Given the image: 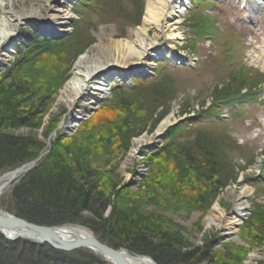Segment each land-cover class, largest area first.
I'll return each instance as SVG.
<instances>
[{
  "label": "trees",
  "instance_id": "trees-1",
  "mask_svg": "<svg viewBox=\"0 0 264 264\" xmlns=\"http://www.w3.org/2000/svg\"><path fill=\"white\" fill-rule=\"evenodd\" d=\"M198 27H194L195 33L200 31ZM78 28L80 32L83 25ZM35 40L26 45L25 56L0 75V175L41 156L13 184L10 198L16 215L47 226L82 224L110 246L150 255L158 264H241L247 254L244 249L229 247L218 253L208 238L204 245H196L194 235L173 219L181 210L206 212L235 179L225 167L232 165L226 162L221 145L225 141L229 146L239 144L195 127L216 109L198 110L194 117L170 128L163 146L149 155L150 175L135 190L136 179L121 182L119 160L129 151L132 138L150 130L154 114L167 106L172 98L165 89L169 85L155 82L146 94L115 86L107 105L116 111L113 116L98 111L73 137L58 136L48 143V152L42 156L48 144L39 138V130L49 137L56 127L55 120H45V116L60 85H50L47 78L65 61L74 62L82 47L57 59L65 48L61 42ZM230 86V93L222 95L229 96L228 103L244 90L238 83ZM144 95L141 106L131 105L133 97ZM22 129L28 133H17ZM253 209L243 239L258 247L264 245V207L254 204ZM83 252L86 250L60 251L28 239L10 241L0 232V264H103Z\"/></svg>",
  "mask_w": 264,
  "mask_h": 264
},
{
  "label": "rangeland",
  "instance_id": "rangeland-1",
  "mask_svg": "<svg viewBox=\"0 0 264 264\" xmlns=\"http://www.w3.org/2000/svg\"><path fill=\"white\" fill-rule=\"evenodd\" d=\"M147 1L75 0L71 4L73 17L68 25L70 32L63 34L59 39H53L65 46L63 52L59 53L61 55H56L57 59L74 54L82 47L81 52L78 51L79 55L74 59L75 62L83 52L95 46L100 42V39L105 37L135 40V32L145 18ZM248 2L253 5L255 0H247L246 3L242 0H190L191 5L185 4L186 11L182 14L179 24H168L163 20L159 33H156L154 29L150 31L151 37L157 39V44L161 46L159 51L153 53L149 62V64L152 62L153 66H147L143 71H131L132 74H129L123 81L115 79L113 81L115 85L108 86L107 91L103 92L102 96L104 97L100 100L98 108L88 107L85 99L78 101L73 108L68 106L66 100H58L61 89L65 82L73 77L74 72V62L65 61L59 66L60 68H54L50 77L47 78L50 85L60 82L54 105L45 116V120L53 118L54 123H57L56 127L49 137H44L41 130L38 135L48 144L58 136L63 139L73 137L77 134L79 127L86 125L89 120L98 116V111L103 110L107 117L113 116L116 111L111 108L107 109V105L113 97L112 92L115 86H120L123 90L128 91L132 89L133 93L138 90L146 94L155 82L162 86L169 85L165 89L172 94V98L168 101L167 106L163 107L164 104L154 114L156 120L152 126H149L150 130L146 129L142 134L132 138L129 151L119 160L117 172L121 182L127 183L136 179L137 183L132 187L135 190L143 182L142 180L150 175L149 155L163 146L167 139V131L176 124L185 121L186 118L193 117L198 110H207L212 106V109H216V111H211L213 116L202 122H197L195 127H202L203 131L208 134L214 133L225 138L229 137L239 144V147L229 146V141H225L221 145L224 149L222 151L226 156L224 157L226 162L232 165V167L224 166L228 168L235 179L222 189L206 212L193 210L187 214L181 210L173 216V219L187 229V234L194 235L192 241L196 245H204L208 238L218 253L224 252L229 247L235 249L240 247L247 253L241 264H262L264 263V245L252 247L249 242L243 239L246 232L244 226L253 216V205L264 207V7L260 6L257 13L252 14L249 12L252 10L249 4L245 7ZM138 20L140 23L135 25L134 23ZM42 22L41 19L39 21L30 19L20 27L18 36L12 41L13 44H9L7 47V52L12 54L11 60L3 65L0 64V75L8 72L21 57L25 56L26 45L29 42L32 43L35 39L36 43L44 42L47 38L51 39V36L38 30ZM81 24L83 29L77 32L76 30ZM202 24H205L204 27H206L204 31L201 29ZM196 26H199L200 30L197 33L193 31ZM172 33L177 35L171 36ZM243 75L245 79H242ZM51 76H53L52 79ZM57 77L59 79H56ZM233 83H238L239 87L242 86L244 90L237 97L234 96L236 98H230L228 103L226 98L229 96L222 95L229 91L228 86L229 84L233 86ZM251 88L256 90L249 92L248 90ZM145 96L133 97L135 101L131 105L141 106L140 104L146 100ZM155 100L162 101L156 98ZM220 106H223L222 111ZM76 114L86 115L74 131L65 134L64 129L69 118ZM170 114L174 115V121L165 130L160 142L156 143L153 148L141 147L136 154H133L132 158L129 157L133 153L135 139L144 134L147 136L154 134L159 124ZM161 115L164 116L160 117ZM221 115H224V118ZM216 117L219 118L216 119ZM214 119L215 122H211ZM17 133L23 134L28 131L22 129ZM49 146L50 144L47 145L42 156L48 152ZM28 163L30 164V162ZM10 171L13 170L3 172L0 177ZM22 174H18L14 181L5 187L0 196V209L11 215H16L13 199L10 198L11 190L14 182ZM233 187L249 188L253 191V195L248 201L250 211L246 215L243 225L237 227L236 237L224 238L227 217L232 214L234 208L232 196L228 193ZM216 202H219L222 210L226 211L223 224L209 222V217L214 213L212 206ZM67 224L70 223L62 225ZM248 232L250 231L248 230ZM82 249L86 250L83 252L84 254L94 256L103 264H110L102 260L92 250L85 247ZM131 254L136 257L138 255L150 256L134 252ZM251 254L255 259L249 262L248 258ZM153 260L158 264L154 258Z\"/></svg>",
  "mask_w": 264,
  "mask_h": 264
},
{
  "label": "bare ground",
  "instance_id": "bare-ground-1",
  "mask_svg": "<svg viewBox=\"0 0 264 264\" xmlns=\"http://www.w3.org/2000/svg\"><path fill=\"white\" fill-rule=\"evenodd\" d=\"M74 1L0 0V64L3 65L11 60L12 54L10 55L7 52V47L9 44H13L12 41L18 36L20 27L30 19L38 21L41 19L43 22L39 25L38 30L51 36V39H59L63 34L70 32L68 31V25L72 21L73 9L71 4ZM242 1L247 2V0ZM262 3L263 1L261 0H255L253 5L248 2L245 7L249 4L251 9L256 10L258 5ZM185 4L190 6V0H148L145 18L142 25L138 26L135 32V40L116 39L112 36L105 37L100 39V42L95 44V46L83 52L74 62L73 77L65 82L58 100H66L68 106L73 108L78 101L85 99L88 107L96 108L104 97L102 96L103 92L107 91L108 86L115 85L113 83L115 79L123 81L129 74H132L131 71H143L147 66H153V63L149 64V62L153 57V53L159 51L161 46L157 44V39L151 37L150 31L154 29L156 33H159L163 20L168 24H179L182 14L186 11ZM96 84L97 86H95ZM85 115H72L68 124H66L64 133L74 131ZM173 117V114L166 116L151 136L144 134L135 139L133 153L129 157L132 158L133 154H136L141 147L148 146L153 148L156 143L160 142L165 130L173 123ZM26 170L27 167H19L1 176L0 196L3 194L5 187L14 181L18 174H22ZM228 193L232 196L234 208L232 214L227 217L228 222L224 228L223 236L224 238H235L238 231L237 227L243 224V220L248 215V201L253 195V191L246 187H233ZM212 211L214 213L209 217V222L218 224L221 222L223 224L226 211L222 210L219 202L212 206ZM54 230V234L58 236L59 240L67 242H78L92 236L89 228L82 224L73 223L54 228ZM94 252L102 260L114 264V260L110 257L104 256L95 250ZM121 254L127 264H156L152 258L140 255L136 257L126 250H123ZM254 259V255L251 254L248 261L250 262Z\"/></svg>",
  "mask_w": 264,
  "mask_h": 264
},
{
  "label": "water",
  "instance_id": "water-1",
  "mask_svg": "<svg viewBox=\"0 0 264 264\" xmlns=\"http://www.w3.org/2000/svg\"><path fill=\"white\" fill-rule=\"evenodd\" d=\"M40 159L41 156L35 159V161L30 162V164L25 163L23 166H21V168L27 167V169L29 170L30 167L35 166V163ZM71 224L73 223L67 225ZM61 226L66 225L60 224L56 226H47L39 223L36 224L34 222H31L30 220L19 217L18 215H11L0 209V232L6 239L10 241H16L18 239H28L37 244H49V246L51 245L54 249L67 252H72L73 250L82 249L83 247H85L92 250L93 252L95 250L104 256L106 255L110 257L114 260V264H127L124 261L121 252L123 250H126L131 254L128 248L111 247L107 243L102 242L99 238H97L94 231H92L90 228L89 230L91 231L92 236L87 239L85 238L82 241L67 242L61 239L59 240L58 236L54 234V228H60ZM148 258L151 257L149 256Z\"/></svg>",
  "mask_w": 264,
  "mask_h": 264
},
{
  "label": "built area",
  "instance_id": "built-area-1",
  "mask_svg": "<svg viewBox=\"0 0 264 264\" xmlns=\"http://www.w3.org/2000/svg\"><path fill=\"white\" fill-rule=\"evenodd\" d=\"M245 219H246V217H245Z\"/></svg>",
  "mask_w": 264,
  "mask_h": 264
}]
</instances>
